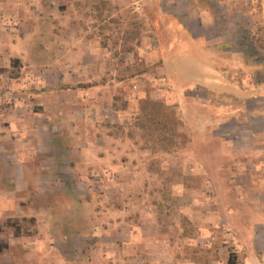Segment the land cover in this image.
I'll use <instances>...</instances> for the list:
<instances>
[{
  "label": "crops",
  "instance_id": "0c3cea01",
  "mask_svg": "<svg viewBox=\"0 0 264 264\" xmlns=\"http://www.w3.org/2000/svg\"><path fill=\"white\" fill-rule=\"evenodd\" d=\"M142 1L147 8L156 5V0H0V70L7 72L0 81V206L7 200L10 213L18 209L17 199L26 200L28 215L38 219L31 238L15 234L7 242L0 264H197L193 258L202 252L189 253L187 247L197 243L183 238L188 220L236 233L220 244L221 251L216 248L213 264H229L231 256L235 264H264V226L245 239L223 222L225 213L214 198L211 215L194 205L180 208L174 218L161 193L151 189L147 150L103 133L107 125L89 119L94 107L104 122L115 111L98 103L103 98L97 106L84 99L95 89L91 72L104 70V63L97 60L103 51L95 49L91 28L79 30L81 21L93 19V9H100L101 19L108 4L134 13ZM160 1L179 17L168 19L181 35L172 48L189 45L203 84L225 86L210 72L243 74L230 81L240 91L224 109L234 122L227 131L234 170L264 140V0ZM220 63L225 69L217 68ZM230 174L229 181L243 178L242 172ZM43 195L62 197L71 210L70 231L66 225L59 230L51 204L38 203Z\"/></svg>",
  "mask_w": 264,
  "mask_h": 264
},
{
  "label": "rangeland",
  "instance_id": "374dc122",
  "mask_svg": "<svg viewBox=\"0 0 264 264\" xmlns=\"http://www.w3.org/2000/svg\"><path fill=\"white\" fill-rule=\"evenodd\" d=\"M144 4L139 3L140 8L134 13L131 8L118 9L108 4L102 9L101 19L100 9H93V19L81 21L79 30L91 28L95 49L103 51L97 60L101 59L105 65L101 66L104 70L91 72L90 85L95 89L84 99L91 101L92 106L105 102L115 111L111 112L114 117L104 122L94 107L89 119L97 126L100 121L102 126L107 125L103 133L107 131L147 150L145 168L152 175L151 189L161 193L165 210L174 218H179L180 208L194 205L211 215L214 198L225 213L223 222H231L233 231L244 232L245 239L249 238L256 226H264L261 201L264 197V140L256 143L254 151L244 154L247 160L242 158L243 165L233 170L231 167L236 163L231 161L230 148L228 150L231 139L227 131L234 122L231 113L224 110L233 103L235 92L240 91L230 86V81L242 78L243 74L210 72L221 81L220 85L225 81V86L203 84V73L196 69V57L188 55L191 53L189 45L172 48L181 35L168 19L174 17L172 19L179 21L178 15L172 14L160 0H156L155 7L147 8ZM80 14H84L83 9ZM89 14L87 11L86 15ZM257 29L261 32L260 26ZM148 36L154 40L144 39ZM148 43L151 44L148 46ZM192 51L195 54L196 50ZM218 67L225 69L226 66L220 63ZM252 78L256 79V75ZM5 79L7 72L1 69L0 81ZM100 84L105 86L102 92H99ZM100 98L104 100L98 102ZM236 143L238 148L243 146L240 144L243 142ZM233 171L243 173L240 183L236 179L228 180ZM217 174L221 181H217ZM22 195L19 191L20 198ZM43 197H39L38 203L53 206L59 230L66 225L70 231L69 222L74 225L71 210L62 204V197ZM16 201L18 209L14 212H7V200L0 206V255H7V242L13 240L15 234L28 239L37 232L38 219L25 210L28 201ZM184 223L183 238L197 243V247H187L189 253L202 252L201 256L193 258L197 264H213L217 260L216 248L221 251L220 244H227L236 236L228 228L216 231L211 227L206 229L200 221ZM180 240L183 245L184 240ZM231 250L235 248L229 247Z\"/></svg>",
  "mask_w": 264,
  "mask_h": 264
},
{
  "label": "trees",
  "instance_id": "16d2710c",
  "mask_svg": "<svg viewBox=\"0 0 264 264\" xmlns=\"http://www.w3.org/2000/svg\"><path fill=\"white\" fill-rule=\"evenodd\" d=\"M229 264H235V263H234V260H232V256H231L230 259H229Z\"/></svg>",
  "mask_w": 264,
  "mask_h": 264
}]
</instances>
